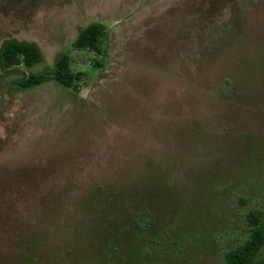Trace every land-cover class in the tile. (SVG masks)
<instances>
[{
  "label": "rangeland",
  "instance_id": "1",
  "mask_svg": "<svg viewBox=\"0 0 264 264\" xmlns=\"http://www.w3.org/2000/svg\"><path fill=\"white\" fill-rule=\"evenodd\" d=\"M8 38L82 78L0 77V264H227L264 221V0H0Z\"/></svg>",
  "mask_w": 264,
  "mask_h": 264
},
{
  "label": "trees",
  "instance_id": "2",
  "mask_svg": "<svg viewBox=\"0 0 264 264\" xmlns=\"http://www.w3.org/2000/svg\"><path fill=\"white\" fill-rule=\"evenodd\" d=\"M106 34L104 25L89 24L78 30L72 47L76 50L99 52V46ZM42 62L43 54L34 42L8 38L0 44V77L10 78L11 86L21 91H30L54 83L61 90L76 92L82 73L71 70L70 59L65 53L57 55L51 67H45L38 73L26 75L16 70H29ZM247 221L250 227L248 240L225 254L227 264H263L257 261V256L264 245V221L254 212L247 215Z\"/></svg>",
  "mask_w": 264,
  "mask_h": 264
}]
</instances>
